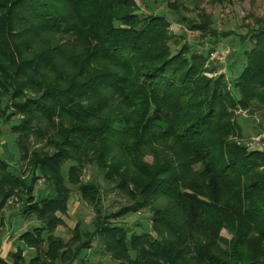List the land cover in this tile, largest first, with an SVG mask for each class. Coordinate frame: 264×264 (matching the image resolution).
<instances>
[{"label": "trees", "instance_id": "16d2710c", "mask_svg": "<svg viewBox=\"0 0 264 264\" xmlns=\"http://www.w3.org/2000/svg\"><path fill=\"white\" fill-rule=\"evenodd\" d=\"M167 5L210 45L228 35L206 13L192 21L181 0ZM141 9L138 0H0V118H11L9 103L25 115L12 133L32 167L28 177L0 157V231L12 196L42 223L20 237L33 259L19 250L0 264H73L96 241L121 264H264V150L238 141L234 118L259 100L264 28L241 36L251 47L232 82L206 75L216 46L197 52L183 33L174 52L171 19ZM88 166L134 200L116 216L149 208L166 228L155 216L150 231L110 228ZM40 177L48 189L36 197ZM76 190L96 215L66 240L55 231ZM170 194L175 206L160 208Z\"/></svg>", "mask_w": 264, "mask_h": 264}, {"label": "rangeland", "instance_id": "374dc122", "mask_svg": "<svg viewBox=\"0 0 264 264\" xmlns=\"http://www.w3.org/2000/svg\"><path fill=\"white\" fill-rule=\"evenodd\" d=\"M175 0H138L141 11L146 13H154V14H163L166 15L172 21V30L177 35V37L173 38L171 41V47L174 52L182 47V39L180 36L185 34L184 42H188L190 46H193L197 52H202L204 49H211L214 46L216 48L213 50L214 55L210 56V60L208 61L206 67L214 68L216 72H206V75L210 78H215L221 74L222 72L231 74L233 78L238 76L242 70V63L244 61L243 57L245 56V50L251 47L250 43H244L241 41V36L246 35L248 32L256 31L253 29L264 28V0H223L219 2L217 0H181L186 6V10L183 12L184 15L191 18L193 20H200V14L206 13L208 16H211L214 23L213 26L219 30L220 32L228 31V35L226 37H222V43L218 46L215 44L210 45L207 42V38L204 36L203 32L198 30L189 29L185 22H180L178 17L170 13L168 8V2ZM259 17V19H256ZM202 19V18H201ZM259 20V23H258ZM261 28V29H262ZM53 34V33H52ZM48 38H50L51 34L48 32L45 34ZM55 36V34H54ZM180 45L176 43L179 41ZM210 45V46H209ZM231 64H234V68L232 69ZM262 76L259 77V100L256 99V102L251 105L248 109L240 108L235 110V117L238 120V123L243 128L244 136L242 138H238V141L241 142L246 147L252 149H260L264 150V72L262 71ZM232 77H229V80L233 82ZM227 80V79H226ZM17 101L24 102L26 101V97L17 99ZM258 104V105H256ZM4 105V104H3ZM7 110V114L11 116V118L3 119V124L7 128V131H10V135L5 136L7 141V149L9 156H4L3 158L8 159L12 165L13 170L19 173L24 165L27 170L25 176H32V167L25 165V161L19 160V151L16 147V139L17 136L12 132V129L15 125H21L22 119L24 118V114L18 112L15 108V105H10ZM24 126V123L23 125ZM5 128V129H6ZM260 137L261 140L256 141L255 138ZM154 159V154H147L144 156V160H148L152 162ZM192 168L200 172L201 164H193ZM20 174V173H19ZM83 178L87 181H94L97 184L101 185L102 189V197H104V204L106 208L105 214V223L111 228L115 225L119 227H124L126 229H135L138 228V225L141 227L140 229H136L135 232L140 233L143 231H150L152 225V217L158 218V221L162 223L164 220V215L162 212L154 213L149 208L142 209L140 213H134L129 216H116L117 213L125 208V206L133 203L134 200L130 199L128 196H124L122 191L116 190L113 185L106 182L104 177L97 173L96 170H93L90 166H88L83 174ZM43 186H46L43 188ZM37 188H39V192L41 188L47 190V181L45 178L40 177L38 181ZM74 188V186H73ZM7 193V192H6ZM45 195V194H43ZM74 197H79L82 199L80 193L76 190L74 192ZM41 196V195H40ZM20 199V198H19ZM17 196H12L9 198L7 203V210H4L5 213H8V217H12L15 213L20 212V208L22 206L21 201ZM176 198L173 195H169L164 197V199L158 202V206L160 208L167 206H175ZM13 208V209H12ZM17 209V210H16ZM88 216H91L92 219L95 217V213L93 211V207L89 206L82 209ZM3 212V213H4ZM109 214V215H108ZM104 220V219H103ZM162 227L165 225L162 223ZM166 228V227H165ZM7 229V227H6ZM5 229V231H6ZM223 235L230 238L232 235L223 230ZM97 245H100L102 249L105 250L102 242H96ZM121 256H123L122 251ZM124 257V256H123ZM122 257V259H123ZM123 261H126L123 259Z\"/></svg>", "mask_w": 264, "mask_h": 264}, {"label": "crops", "instance_id": "0c3cea01", "mask_svg": "<svg viewBox=\"0 0 264 264\" xmlns=\"http://www.w3.org/2000/svg\"><path fill=\"white\" fill-rule=\"evenodd\" d=\"M231 74H229L228 77H233V74ZM5 128L6 127L3 124V120L0 118L1 158L9 155L5 136L10 135V131H7V128ZM44 187L46 186H43V188ZM43 188H41L40 192L38 190L39 188L36 189V197L45 194L46 190ZM88 205L89 204L84 201L83 198L80 199L79 197H74L73 195L69 200L67 213L60 214L64 220V224L57 227L55 234L68 240L73 236V229L77 226L78 223H81L82 226L86 228L90 227L93 219L91 216H88L84 211H82V209L88 207ZM5 210L7 209L5 208ZM11 215L14 216L8 217V213H5L3 219L5 227L2 231H0V256L7 259L11 257L13 252L22 250V254L25 258L29 260L33 259L37 254V249L33 246H29L24 240L20 239V237L29 230H34L36 228L42 227V223L37 219H27L20 212H14V214ZM141 227L138 225V228H135L134 230L140 229ZM96 242L92 244L91 248L83 250L80 257L73 264H121L119 261L114 260L111 255H109L104 249H102V246L97 245Z\"/></svg>", "mask_w": 264, "mask_h": 264}, {"label": "built area", "instance_id": "2783aa9c", "mask_svg": "<svg viewBox=\"0 0 264 264\" xmlns=\"http://www.w3.org/2000/svg\"><path fill=\"white\" fill-rule=\"evenodd\" d=\"M214 55V53H212V56ZM256 141L261 140L260 137L258 136L257 138H255Z\"/></svg>", "mask_w": 264, "mask_h": 264}]
</instances>
